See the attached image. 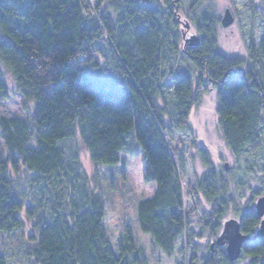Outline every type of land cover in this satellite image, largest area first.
<instances>
[{
    "label": "trees",
    "instance_id": "16d2710c",
    "mask_svg": "<svg viewBox=\"0 0 264 264\" xmlns=\"http://www.w3.org/2000/svg\"><path fill=\"white\" fill-rule=\"evenodd\" d=\"M180 2L0 0V102L8 97L3 69L32 104L26 118L0 115V235L22 233L29 222L30 264H151L128 226L112 245L77 146L102 167L115 166L121 151L141 153L142 179L155 187L136 203L138 226L164 255L178 252L177 264H264V237L245 242L234 261L210 246L233 201L201 148L194 190L210 204L198 224L212 253L197 256L180 179L185 162L172 151L173 131L190 133L189 113L212 88L217 128L241 177L264 173V34L246 45L245 59L226 57L202 10L192 16L198 43L187 44ZM238 222L252 236L259 218L247 211ZM0 264H8L1 254Z\"/></svg>",
    "mask_w": 264,
    "mask_h": 264
},
{
    "label": "rangeland",
    "instance_id": "374dc122",
    "mask_svg": "<svg viewBox=\"0 0 264 264\" xmlns=\"http://www.w3.org/2000/svg\"><path fill=\"white\" fill-rule=\"evenodd\" d=\"M195 0H181L176 13L180 22V30L185 39L192 36L200 37L194 25L192 16L206 10L215 22L217 50L226 57L245 59L246 45L251 40H258L264 34V0H200V3L190 10ZM225 9L230 11L232 23L223 27L220 19ZM189 44V41L186 42ZM8 97L0 102V115L6 117L26 118L32 110V104L26 102L15 90L10 75L1 69ZM215 92L210 88L199 99L188 117L189 134L173 131L172 151L174 155L182 156L185 162V172L180 178L185 212L192 223L190 229L194 236L191 240L200 258L212 253L209 249V239L198 224L201 212L208 213L210 204L201 194L194 190V182L203 174L198 149L206 151L211 165L220 173L227 188V195L233 204L226 212L222 223L228 219H236L247 211H254L256 199L264 195V173H255L241 177V161L231 155L217 128L215 112ZM130 138V137H128ZM130 140H127V143ZM80 167L85 172L90 186L103 199L105 215L104 228L116 248L122 230L129 227L135 242L141 245L151 261V264H177L180 255H164L153 246L148 234L141 232L136 219L135 207L140 199L150 197L154 192V182H144L142 172L144 161L141 153L132 154L124 150L120 152L119 162L112 167H102L91 162L87 152L77 146ZM224 163L227 170H224ZM30 223L25 222L22 233L13 232L0 235V254L8 264H30L25 251L26 237L30 233ZM211 240L210 242H214ZM220 248L225 251V246ZM242 259L236 264H247Z\"/></svg>",
    "mask_w": 264,
    "mask_h": 264
},
{
    "label": "water",
    "instance_id": "95a60500",
    "mask_svg": "<svg viewBox=\"0 0 264 264\" xmlns=\"http://www.w3.org/2000/svg\"><path fill=\"white\" fill-rule=\"evenodd\" d=\"M233 21V18L228 9H225L220 19V24L223 27L229 26ZM198 38L192 36L189 39V44H197ZM224 169L227 170V164L224 163ZM254 213L259 218V224L254 234H244L239 230V222L236 219H228L223 222L222 229L215 239L211 243V247L214 245H224L225 255L229 261H234L241 255V248L245 242L253 240L255 237H264V195L258 197L255 202Z\"/></svg>",
    "mask_w": 264,
    "mask_h": 264
}]
</instances>
